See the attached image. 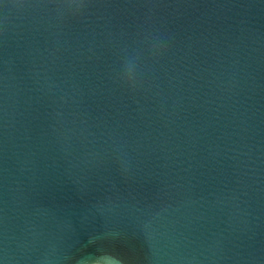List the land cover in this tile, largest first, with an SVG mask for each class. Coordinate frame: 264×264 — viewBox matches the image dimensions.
<instances>
[{"label": "water", "instance_id": "1", "mask_svg": "<svg viewBox=\"0 0 264 264\" xmlns=\"http://www.w3.org/2000/svg\"><path fill=\"white\" fill-rule=\"evenodd\" d=\"M0 264H264V0H0Z\"/></svg>", "mask_w": 264, "mask_h": 264}]
</instances>
